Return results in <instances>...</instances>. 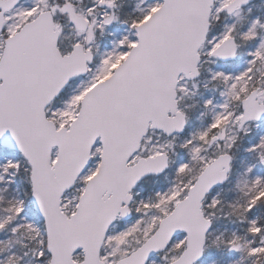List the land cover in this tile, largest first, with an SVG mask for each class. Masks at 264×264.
Returning a JSON list of instances; mask_svg holds the SVG:
<instances>
[{
  "label": "snow or ice",
  "instance_id": "snow-or-ice-1",
  "mask_svg": "<svg viewBox=\"0 0 264 264\" xmlns=\"http://www.w3.org/2000/svg\"><path fill=\"white\" fill-rule=\"evenodd\" d=\"M0 264H264V0H0Z\"/></svg>",
  "mask_w": 264,
  "mask_h": 264
}]
</instances>
